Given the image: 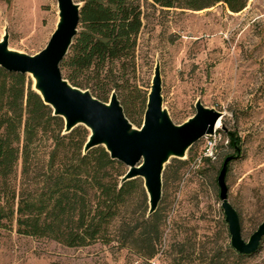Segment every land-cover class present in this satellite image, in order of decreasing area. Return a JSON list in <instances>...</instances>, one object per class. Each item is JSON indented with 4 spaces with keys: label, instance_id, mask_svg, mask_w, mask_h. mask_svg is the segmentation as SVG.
Returning a JSON list of instances; mask_svg holds the SVG:
<instances>
[{
    "label": "rangeland",
    "instance_id": "rangeland-1",
    "mask_svg": "<svg viewBox=\"0 0 264 264\" xmlns=\"http://www.w3.org/2000/svg\"><path fill=\"white\" fill-rule=\"evenodd\" d=\"M57 13L56 0H0V39L6 29L9 49L34 55L55 30ZM135 61L134 83L147 94L159 63L162 108L174 124L195 114L197 100L223 114L217 159L200 158L203 137L181 160L187 163L178 178L166 185L162 179L159 252L147 259L116 241L67 248L20 236L13 224L0 230V264H264V239L249 257L234 254L216 181L224 158L236 156L225 178L227 200L246 242L264 220V0H248L238 13L219 4L201 11L145 5ZM132 115L140 128L143 115ZM229 138L232 150L225 147ZM138 205L135 200L127 212L141 221Z\"/></svg>",
    "mask_w": 264,
    "mask_h": 264
},
{
    "label": "trees",
    "instance_id": "trees-1",
    "mask_svg": "<svg viewBox=\"0 0 264 264\" xmlns=\"http://www.w3.org/2000/svg\"><path fill=\"white\" fill-rule=\"evenodd\" d=\"M80 1L78 32L60 63L62 76L102 102H108L114 92L132 125L136 123L132 112L144 115L147 102V91L134 83L144 6L201 11L219 4L238 13L248 2ZM63 129V119L53 116L32 90L27 75L0 68V230L14 224L20 236L51 240L67 248L116 241L147 259L154 258L164 219L159 209L143 218L148 212L143 182L137 178L119 185L125 166L110 159L103 147L83 154L89 136L86 128L78 126L67 134ZM232 142L229 138L225 147L232 150ZM217 157L218 151L213 160H202L212 162ZM186 163L172 159L163 172V185L176 180ZM135 200L143 210L141 221L127 212ZM234 254L241 259L251 255Z\"/></svg>",
    "mask_w": 264,
    "mask_h": 264
},
{
    "label": "water",
    "instance_id": "water-1",
    "mask_svg": "<svg viewBox=\"0 0 264 264\" xmlns=\"http://www.w3.org/2000/svg\"><path fill=\"white\" fill-rule=\"evenodd\" d=\"M56 3L58 20L55 30L38 53L27 55L9 49L8 33L4 30L0 39V68L9 73L30 76L32 90L51 108L53 116L63 119V134L78 126L89 131L83 154L103 147L110 159L127 167L119 185L142 179L148 203L147 216H150L157 210L161 199L166 165L171 159L183 160L196 142L212 136L223 114L197 100L195 114L180 125L174 124L167 110L162 108L160 69L156 62L143 122L140 128H135L125 117L114 92L108 102H102L88 90L76 88L63 78L60 63L78 32L81 5L74 0H56ZM233 158L228 156L224 159L216 181L231 247L239 254L249 255L258 250L264 238V220L246 242L241 238L239 218L227 200L225 182L228 164Z\"/></svg>",
    "mask_w": 264,
    "mask_h": 264
},
{
    "label": "built area",
    "instance_id": "built-area-1",
    "mask_svg": "<svg viewBox=\"0 0 264 264\" xmlns=\"http://www.w3.org/2000/svg\"><path fill=\"white\" fill-rule=\"evenodd\" d=\"M221 137L216 131L212 136L204 137V146L201 152L200 158L213 160L217 153V142L220 141Z\"/></svg>",
    "mask_w": 264,
    "mask_h": 264
},
{
    "label": "bare ground",
    "instance_id": "bare-ground-1",
    "mask_svg": "<svg viewBox=\"0 0 264 264\" xmlns=\"http://www.w3.org/2000/svg\"><path fill=\"white\" fill-rule=\"evenodd\" d=\"M219 122V121H218ZM217 122V124H216V128H217V126L219 125V123Z\"/></svg>",
    "mask_w": 264,
    "mask_h": 264
}]
</instances>
